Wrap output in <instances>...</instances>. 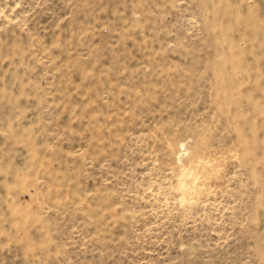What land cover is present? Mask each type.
<instances>
[{
    "label": "rangeland",
    "instance_id": "1",
    "mask_svg": "<svg viewBox=\"0 0 264 264\" xmlns=\"http://www.w3.org/2000/svg\"><path fill=\"white\" fill-rule=\"evenodd\" d=\"M0 264H264V0H0Z\"/></svg>",
    "mask_w": 264,
    "mask_h": 264
}]
</instances>
